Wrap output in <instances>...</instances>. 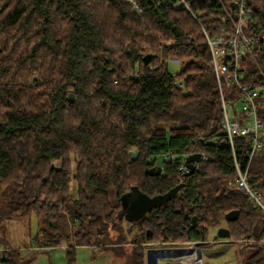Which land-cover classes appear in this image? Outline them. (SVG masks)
<instances>
[{"label":"trees","instance_id":"1","mask_svg":"<svg viewBox=\"0 0 264 264\" xmlns=\"http://www.w3.org/2000/svg\"><path fill=\"white\" fill-rule=\"evenodd\" d=\"M187 1L191 10L178 0H0V264L33 261L7 226L14 219L30 230L34 217L31 242L67 243L69 264L81 245L112 247L123 264H146L148 244L198 242L210 231L218 238L220 227L239 243L243 264H264V211L234 182L206 36L231 31L233 10L230 0ZM247 1L254 14L245 31L263 33L264 0ZM253 51L255 59L244 56V81L262 89L264 43ZM259 114L264 122V109ZM235 146L249 185L264 198V130L250 162L245 138ZM171 151L177 161H164ZM193 152L206 158L180 172ZM181 182V193L138 220L121 212L133 187L155 196ZM232 210L239 215L230 221Z\"/></svg>","mask_w":264,"mask_h":264},{"label":"built area","instance_id":"2","mask_svg":"<svg viewBox=\"0 0 264 264\" xmlns=\"http://www.w3.org/2000/svg\"><path fill=\"white\" fill-rule=\"evenodd\" d=\"M178 1L184 3L191 10V5L187 0ZM157 5H162V0H157ZM230 5L234 15L232 16L231 12H228V16L233 21L232 30L223 27L217 36L212 38L208 33L206 36L211 49L220 92L224 142H227L233 151L237 172L234 182L249 196V200L254 206H259L264 211L263 196L249 185L247 170H242L240 167L235 146L236 138L241 136L245 138L249 162L263 146L264 122L260 117L258 106V98L263 90L244 81L243 62L244 56L247 54L255 59L253 49L259 43H264V32L254 35L246 33L245 27L253 21L254 14L253 9L248 6L247 0H230ZM193 14L197 17L196 13L193 12ZM173 62L179 63V60L173 59ZM138 74L139 70L137 69L136 75ZM228 87L237 89L236 96L232 97L227 92ZM188 155H185L184 163L177 167L180 172L189 171L185 162ZM202 158L206 157L202 155ZM55 161L57 162V160H53L54 164ZM164 161H177V154L174 151L166 153ZM197 163H195L196 166Z\"/></svg>","mask_w":264,"mask_h":264},{"label":"rangeland","instance_id":"3","mask_svg":"<svg viewBox=\"0 0 264 264\" xmlns=\"http://www.w3.org/2000/svg\"><path fill=\"white\" fill-rule=\"evenodd\" d=\"M170 69L173 73H177L180 70V66L177 63H172L170 65ZM262 90L263 93L258 98V106L260 109H264V88H262ZM159 161L162 162V158L159 157ZM70 168H71L70 191L75 195L77 191H76V181H75L76 162L74 158L72 159ZM179 193H181V191H179ZM37 229H38V221L36 217L32 219L30 230L27 225H24L21 221L14 219L9 221L7 226V231L10 233L9 235L14 239L13 241L15 242L14 245H17L15 247H21L22 249H24L23 245H26L28 242H30L29 233H31V236H34L37 232ZM211 233L212 232L210 231L209 234L211 235ZM132 236H133L132 234H128L127 241H130ZM212 241L210 239H206L199 242V245L204 249V259L206 260L207 264H222V262L220 261H222L224 257H226V259L229 261L230 264H240L241 261L240 250L235 243H231V242L221 243L216 245L214 250L212 247L213 245ZM124 246L127 247L129 246V244H125ZM176 246H179V244L175 245L171 243H160L158 241H154L150 243L151 252L149 253V264H153L154 259L158 261L162 259H169L172 258L173 256H183L184 253L182 254L179 253L178 252L179 247L176 248ZM89 248L91 249L86 248V249L78 250V254L76 253V264H123L125 261V259L122 256L116 255L117 253L114 251L112 247L97 248L92 246ZM195 251H196L195 249H191V255L193 254L194 257V264H196L198 257V254ZM51 252H52L51 257L53 258V261L56 264H58L57 261L61 262L62 264L68 263L67 252L64 245L56 247V249L51 250ZM183 257H185V255ZM215 257L216 258L222 257V259H220L219 262L218 261L216 262ZM201 259H202V254H201ZM201 261H203V259ZM156 264H158V262Z\"/></svg>","mask_w":264,"mask_h":264},{"label":"water","instance_id":"4","mask_svg":"<svg viewBox=\"0 0 264 264\" xmlns=\"http://www.w3.org/2000/svg\"><path fill=\"white\" fill-rule=\"evenodd\" d=\"M176 1V0H173ZM144 63L149 64L151 60V53H147L143 57ZM263 91H261L262 93ZM70 99L72 100L74 97L73 93H70L69 95ZM131 159H136L138 157V153L135 150H130L129 151ZM202 154L200 152H193L190 153L186 157V165L189 168L188 173H191L195 170L196 168V162H198L201 159ZM162 171V167L159 166L157 170L152 173L159 174ZM184 186V183L181 182L171 188L168 192L164 194H159L155 196H149L148 194L142 192L140 189H138L136 186L132 188V190L122 196V210L121 212L125 215V218L129 221L133 220H138L141 218L143 215H145L147 212H149L154 205H157L159 203H163L167 201L168 199L176 196L179 191L182 189ZM239 215V210H232L226 214V219L227 220H234L238 217ZM193 222L196 224V217L193 216ZM149 233H151V230H148ZM217 236L219 238H230L231 237V232L227 227H220L217 230ZM151 248H147L146 250V258L147 262L149 264V253H150ZM179 253H184L186 248H179L178 249ZM153 264H156V259L153 260Z\"/></svg>","mask_w":264,"mask_h":264},{"label":"crops","instance_id":"5","mask_svg":"<svg viewBox=\"0 0 264 264\" xmlns=\"http://www.w3.org/2000/svg\"><path fill=\"white\" fill-rule=\"evenodd\" d=\"M29 236H30V242H28L26 245H23L24 249H22V250H23V252L25 251V253H27V255H34V259H33V261L30 264H56L53 261V258L51 257V253H52L51 250L56 249V247H58V246H55V247L36 246V245H34L31 242V237H32L31 233H29ZM11 239H12V242H13L14 239L12 237H11ZM207 239H210L211 241L213 240L212 241V243H213L212 247H213L214 250H215L216 245H218V244L228 243V242L230 243L231 242V243H235L237 245V247L239 248V250L241 251V249L239 247L240 246L239 243L237 241H235L234 239H232L231 237L230 238H223V239L221 238V239H219V237L216 238L214 236V232H212L211 235H209V237ZM199 242L200 241H198V242L194 241V242H188V243H183V242L173 243L175 245L179 244V246H176V248L177 247L186 248L187 251L185 250V252H184L185 257H183L184 255L183 256H173L172 258H169V259H162V260H158V261L156 260V263L158 262V264H190L189 258H188L187 255H188L189 251H191V249H195L196 250L195 252L198 254L196 264H202V262H203V264H207L206 260L204 259V249L199 245ZM14 243L15 242H13V244ZM63 245L65 246L66 252H67V243H62L59 246H63ZM14 246H17V245H14ZM89 247H92V245H81V246H78L77 247V254H78V250L79 249H86V248L87 249H91ZM94 247H96V246H94ZM147 248H150V244L147 245L146 250H147ZM201 254H202L203 261H201L202 260L201 259ZM240 255H241V253H240ZM77 258H78V256H77ZM240 258H241L240 264H243L242 257H240ZM191 259H192L191 264H194L193 254L191 255ZM215 259H216V262L217 261L219 262V260L222 259V257H217V258L215 257ZM220 262H222V264H230L229 261L226 259V257H224V259L222 261H220ZM57 263L58 264H62L61 262H58V261H57ZM66 264H69V262L66 263ZM74 264H76V261H75ZM146 264H148L147 258H146Z\"/></svg>","mask_w":264,"mask_h":264},{"label":"bare ground","instance_id":"6","mask_svg":"<svg viewBox=\"0 0 264 264\" xmlns=\"http://www.w3.org/2000/svg\"><path fill=\"white\" fill-rule=\"evenodd\" d=\"M255 157V156H254ZM151 196V195H150ZM166 202V201H165ZM189 250V249H188ZM187 251V250H186ZM188 258H189V262H190V264H191V261H192V259H191V251H189V253H188Z\"/></svg>","mask_w":264,"mask_h":264}]
</instances>
